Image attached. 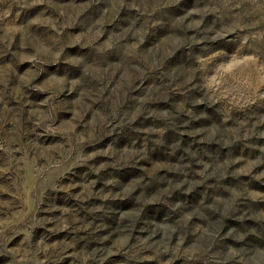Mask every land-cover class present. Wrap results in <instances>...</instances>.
<instances>
[{"label":"rangeland","instance_id":"1","mask_svg":"<svg viewBox=\"0 0 264 264\" xmlns=\"http://www.w3.org/2000/svg\"><path fill=\"white\" fill-rule=\"evenodd\" d=\"M0 264H264V0H0Z\"/></svg>","mask_w":264,"mask_h":264}]
</instances>
